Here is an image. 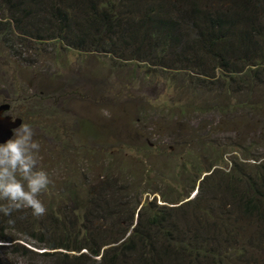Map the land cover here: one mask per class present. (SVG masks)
<instances>
[{
	"label": "rangeland",
	"instance_id": "374dc122",
	"mask_svg": "<svg viewBox=\"0 0 264 264\" xmlns=\"http://www.w3.org/2000/svg\"><path fill=\"white\" fill-rule=\"evenodd\" d=\"M5 104L52 183L0 231L81 249L0 264H264V0H0Z\"/></svg>",
	"mask_w": 264,
	"mask_h": 264
},
{
	"label": "clouds",
	"instance_id": "9594fccd",
	"mask_svg": "<svg viewBox=\"0 0 264 264\" xmlns=\"http://www.w3.org/2000/svg\"><path fill=\"white\" fill-rule=\"evenodd\" d=\"M11 138L0 142V213L11 217L21 209H31L32 215L42 217L47 208L41 194L52 183L49 173L38 164L41 143L28 123L12 130ZM14 224V219H9Z\"/></svg>",
	"mask_w": 264,
	"mask_h": 264
},
{
	"label": "trees",
	"instance_id": "16d2710c",
	"mask_svg": "<svg viewBox=\"0 0 264 264\" xmlns=\"http://www.w3.org/2000/svg\"><path fill=\"white\" fill-rule=\"evenodd\" d=\"M102 13H103V11H102ZM100 16H102V14H100V13L96 14L97 18H100ZM104 17L107 18L106 15H104ZM116 201L119 202L118 199ZM92 214L94 215V213H92ZM138 230H139V227H136L134 229V231L128 235L127 238H124L122 241H120L119 245L115 246V248L117 250L119 249V252L121 254H122V251L125 253V252L130 251L133 248L134 245L132 243L131 236L135 235ZM19 232L23 233L26 238H29L28 240H30L31 243H28L27 241H25V239H26L25 237L15 238V237H12L11 235H8L7 233H4V231H2V230L0 231V242L10 243L8 245H0V246H5L4 249H6V248L10 249V254H21L23 256H28L29 254H33V255H39V256L43 257L44 259L49 260V259H53L56 255H58V252H60V251H50L49 252L47 250H44L42 252L33 251L32 249H29L28 247L21 245V243H19V242L13 243V241H15L17 239H21L23 242L28 243L30 246H32L36 249H56V248H61V249H65V250H76V249L79 250V249H81V246L75 247L72 249V247H70L67 243H62V241H56V238H54L53 236L58 231H54L52 228H44V227L39 228L36 226H33V227L27 226V228H26L23 226L21 229H19ZM47 235L50 237L52 235V237L54 238V239L52 238L53 241H49V237ZM121 238H122V236L120 237V239ZM112 243H115V242L113 241V242H108V243H102L101 247L112 244ZM91 244H92L91 242L88 244H84L83 248L90 250L91 254H93V255H99L100 254L99 249L93 248L91 246ZM108 250L112 251L111 248H109V249L105 250V252ZM113 254H114V252H112L111 255H113ZM62 255L67 256L66 254H62ZM77 258L80 259V257H77ZM81 263L85 264V261H80V264Z\"/></svg>",
	"mask_w": 264,
	"mask_h": 264
},
{
	"label": "water",
	"instance_id": "95a60500",
	"mask_svg": "<svg viewBox=\"0 0 264 264\" xmlns=\"http://www.w3.org/2000/svg\"><path fill=\"white\" fill-rule=\"evenodd\" d=\"M9 108L8 104L0 105V142H4L13 135L12 130L18 127L21 119H12V116L3 115V112Z\"/></svg>",
	"mask_w": 264,
	"mask_h": 264
}]
</instances>
